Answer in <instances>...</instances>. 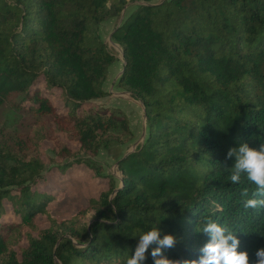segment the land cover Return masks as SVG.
Masks as SVG:
<instances>
[{"label":"trees","instance_id":"16d2710c","mask_svg":"<svg viewBox=\"0 0 264 264\" xmlns=\"http://www.w3.org/2000/svg\"><path fill=\"white\" fill-rule=\"evenodd\" d=\"M128 2L110 38L144 134L115 178L96 155L133 132L119 108L88 103L115 59L99 26ZM241 143H264V0H0V264H126L155 227L177 239L166 258L198 259L209 219L252 258L264 207L243 201L264 196L230 181ZM78 167L105 187L58 218L51 176Z\"/></svg>","mask_w":264,"mask_h":264},{"label":"clouds","instance_id":"9594fccd","mask_svg":"<svg viewBox=\"0 0 264 264\" xmlns=\"http://www.w3.org/2000/svg\"><path fill=\"white\" fill-rule=\"evenodd\" d=\"M232 158L234 162L230 168V181L233 184L239 183L243 174L256 185V195L264 196V143L258 149L247 143L229 148L225 159ZM241 196H248L247 188L241 190ZM243 205L246 209L264 207V199H244ZM201 232L209 239L197 249L198 259L166 258L162 250L174 248L177 239L171 234L161 236V230L155 227L138 235L134 252L126 260V264H144L149 254L153 264H264V246L257 248L250 258L247 251H238L240 241L236 235L215 221L206 220Z\"/></svg>","mask_w":264,"mask_h":264},{"label":"rangeland","instance_id":"374dc122","mask_svg":"<svg viewBox=\"0 0 264 264\" xmlns=\"http://www.w3.org/2000/svg\"><path fill=\"white\" fill-rule=\"evenodd\" d=\"M134 2H128L121 10L119 17H112L101 22L99 29L100 35L103 41L106 43L107 48L114 54V61L107 67L104 79L103 88L105 94L99 98L92 99L88 103L90 106H113L119 108L127 117L128 125L133 132L132 138L124 144L109 147L107 149H100L96 155L106 171H110L115 178L119 177V171L115 166V159L124 152L133 149L134 145L140 141L144 134V121L142 114V106L138 100L133 99L129 92L119 87L116 84V78L121 70V50L118 44L110 38V33L114 26L120 20L123 13L132 8ZM124 10V11H123ZM59 105V103H57ZM59 140H65L63 135L58 136ZM68 145L75 147V143L69 140ZM51 147L53 141L49 140L46 144ZM68 171V170H67ZM66 171V172H67ZM59 174V173H58ZM57 174V176H59ZM65 179L62 181L54 180L55 176H51L52 180L50 185L62 188L60 197L56 200L49 202L51 213L62 218L69 214L73 207L82 206L88 196L95 195L100 189L105 187L104 182L96 181L93 178L87 176L85 168H73L66 174ZM36 221H39L42 217L36 216Z\"/></svg>","mask_w":264,"mask_h":264}]
</instances>
